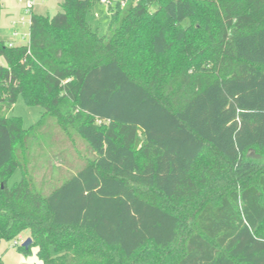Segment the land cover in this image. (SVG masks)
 I'll list each match as a JSON object with an SVG mask.
<instances>
[{"label":"trees","instance_id":"16d2710c","mask_svg":"<svg viewBox=\"0 0 264 264\" xmlns=\"http://www.w3.org/2000/svg\"><path fill=\"white\" fill-rule=\"evenodd\" d=\"M91 3L0 39V241L27 231L44 264H264V0H128L106 37ZM19 95L43 109L28 129Z\"/></svg>","mask_w":264,"mask_h":264},{"label":"rangeland","instance_id":"374dc122","mask_svg":"<svg viewBox=\"0 0 264 264\" xmlns=\"http://www.w3.org/2000/svg\"><path fill=\"white\" fill-rule=\"evenodd\" d=\"M61 1L62 0H34L32 14L49 17L53 16L61 12ZM22 7L23 3L17 0H0V39L3 41H12L18 46L28 43L30 25V16L24 15ZM109 19L110 13L108 6L101 0H92L90 9L85 16L86 23H88L91 31L97 35L99 34L102 37H106ZM23 36L25 37L23 38ZM0 65L4 66L3 59H0ZM14 103L15 104L7 114L20 118L24 129H28L30 126L34 125L43 112L42 107L29 106L25 103L21 95L17 97ZM76 143L78 147H82L81 141L77 140ZM52 148L58 150L61 147L54 146ZM82 149L84 148L82 147ZM68 172L67 166L63 165L59 167L58 175L63 176ZM20 176L19 170L14 171L7 181L8 187L17 183L20 180ZM26 238H28L27 231L20 234L18 238H13L9 241H0V261H2L3 264H21V257H30L33 254L34 246H31L25 254L19 251V247L22 246L20 243L21 240L25 241ZM13 241H16L17 245H12Z\"/></svg>","mask_w":264,"mask_h":264},{"label":"built area","instance_id":"2783aa9c","mask_svg":"<svg viewBox=\"0 0 264 264\" xmlns=\"http://www.w3.org/2000/svg\"><path fill=\"white\" fill-rule=\"evenodd\" d=\"M17 1L23 3L22 9L24 15L31 16L34 0H17ZM101 1H103L108 6V9L113 8L115 6L124 7V5L128 2V0H101ZM11 45H13V43L10 42L9 46ZM12 245H17L16 241H13Z\"/></svg>","mask_w":264,"mask_h":264},{"label":"clouds","instance_id":"9594fccd","mask_svg":"<svg viewBox=\"0 0 264 264\" xmlns=\"http://www.w3.org/2000/svg\"><path fill=\"white\" fill-rule=\"evenodd\" d=\"M21 240V245L23 244ZM39 252V247L33 249V254L30 257H21V264H43V261L38 258L36 253Z\"/></svg>","mask_w":264,"mask_h":264},{"label":"water","instance_id":"95a60500","mask_svg":"<svg viewBox=\"0 0 264 264\" xmlns=\"http://www.w3.org/2000/svg\"><path fill=\"white\" fill-rule=\"evenodd\" d=\"M30 242H31L30 238H26L25 241L23 242L22 246L28 247L30 245Z\"/></svg>","mask_w":264,"mask_h":264},{"label":"crops","instance_id":"0c3cea01","mask_svg":"<svg viewBox=\"0 0 264 264\" xmlns=\"http://www.w3.org/2000/svg\"><path fill=\"white\" fill-rule=\"evenodd\" d=\"M25 36H23V38H24ZM11 43H13L12 41H10ZM14 44V43H13ZM15 45V44H14ZM16 46H18V45H16Z\"/></svg>","mask_w":264,"mask_h":264}]
</instances>
